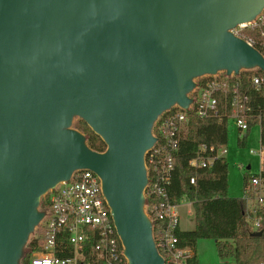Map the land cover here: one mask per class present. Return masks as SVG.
Returning <instances> with one entry per match:
<instances>
[{
  "label": "water",
  "instance_id": "1",
  "mask_svg": "<svg viewBox=\"0 0 264 264\" xmlns=\"http://www.w3.org/2000/svg\"><path fill=\"white\" fill-rule=\"evenodd\" d=\"M263 9L264 0H0V264H19L41 197L82 169L101 179L128 264H164L144 211L153 124L188 108L199 77L264 71L263 55L232 31Z\"/></svg>",
  "mask_w": 264,
  "mask_h": 264
},
{
  "label": "built area",
  "instance_id": "2",
  "mask_svg": "<svg viewBox=\"0 0 264 264\" xmlns=\"http://www.w3.org/2000/svg\"><path fill=\"white\" fill-rule=\"evenodd\" d=\"M263 15L264 9L257 19L239 27L254 24ZM233 32L237 34V29ZM239 73L218 71L197 78L188 108L172 107L160 114L153 124L155 142L144 156L147 174L144 196L149 199L144 204V211L151 223L155 221L159 225L153 238L164 264H189L194 256L191 247L179 244L176 232L179 229L180 203L173 202L167 191L189 114L197 118L225 119L237 128L242 138L251 128L250 121L261 125L264 117V75L250 78V85L263 97V104L253 107L250 95L241 86ZM259 142V147L251 150L259 158V167L248 173L249 179L242 195L251 233L261 230L259 211L264 210V142H261V129ZM225 153L224 146L216 150L213 146L200 144L189 166L196 169L210 167ZM239 168L244 169V166L239 165ZM190 183H195L194 177L190 178ZM43 198L48 209L36 227L43 239L39 252L30 258L31 264H128L102 192L101 179L95 172L77 170L68 180L49 189ZM257 264H264V258Z\"/></svg>",
  "mask_w": 264,
  "mask_h": 264
},
{
  "label": "trees",
  "instance_id": "3",
  "mask_svg": "<svg viewBox=\"0 0 264 264\" xmlns=\"http://www.w3.org/2000/svg\"><path fill=\"white\" fill-rule=\"evenodd\" d=\"M246 41H250L264 57V15L261 20L245 27H238L237 34ZM253 75H264L260 69L242 70L238 77L241 86L252 99L253 107L263 104L261 92L250 85ZM255 121H250L254 126ZM72 127L80 131L87 145L98 152H103L106 145L94 133L85 121L74 118ZM261 142H264V117L261 125ZM227 121L215 118H197L189 114L188 123L180 137L179 148L174 158V169L167 191L171 200L180 203L182 198L187 199L194 211V227L191 230H177L179 244L189 246L194 256L189 264H198L195 247L199 239H212L221 255H230L233 264H257L264 258V210L259 211L262 217L261 234L253 235L245 215V202L242 197H231L228 191V166L224 156L216 158L210 167L192 168L189 161L196 155L198 146L205 144L219 149L227 143ZM240 146L246 143V136L238 142ZM208 155L209 153L206 152ZM194 177L195 183H190ZM249 174L243 176V187L246 188ZM145 197V196H144ZM149 199L145 197V203ZM46 212L48 204L41 197L39 206ZM159 225L152 222V234L155 238ZM37 231V232H36ZM35 231V236L25 243L19 264H31L30 258L41 249L42 234ZM64 255L63 253H58ZM69 254V253H68Z\"/></svg>",
  "mask_w": 264,
  "mask_h": 264
},
{
  "label": "rangeland",
  "instance_id": "4",
  "mask_svg": "<svg viewBox=\"0 0 264 264\" xmlns=\"http://www.w3.org/2000/svg\"><path fill=\"white\" fill-rule=\"evenodd\" d=\"M237 27L233 28L232 31H236ZM227 130V143L225 144L227 149L225 160L228 166L227 195L231 197H241L243 176L247 174L248 171L240 169L238 164L241 163L245 166L250 164V172H255L258 169L259 158L254 155L251 150L259 147L260 126L255 124L251 127L244 146L239 145L238 142L242 140V134L237 131V128L232 123H227ZM39 208L41 209L42 205H40ZM178 210L180 229L185 231L193 229L194 211L191 203L187 199L182 198ZM35 231L36 227L29 235L28 239L35 236ZM38 232L40 233L39 230ZM195 252L198 264H230L232 262V257L230 255H221L219 253L215 241L212 239H199L196 243Z\"/></svg>",
  "mask_w": 264,
  "mask_h": 264
},
{
  "label": "crops",
  "instance_id": "5",
  "mask_svg": "<svg viewBox=\"0 0 264 264\" xmlns=\"http://www.w3.org/2000/svg\"><path fill=\"white\" fill-rule=\"evenodd\" d=\"M252 127V126H251ZM251 129V128H250ZM248 132H249V130L247 131V133L244 135V136H246V140H247V137H248ZM225 147V149H226V146H224ZM226 153H227V149H226ZM226 153L224 154V157H225V155H226ZM239 165H243V164H238V167H239ZM244 166V169L243 170H245V171H248V173L250 172V169H251V165L250 164H247L246 166L245 165H243ZM241 169V168H240ZM250 173H253V172H250ZM243 192H244V187H242V195H243ZM242 195H241V197H242ZM181 201H182V199H181ZM180 201V202H181ZM194 227V226H193ZM179 229H180V226H179ZM181 230V229H180ZM182 231H185V230H182Z\"/></svg>",
  "mask_w": 264,
  "mask_h": 264
}]
</instances>
